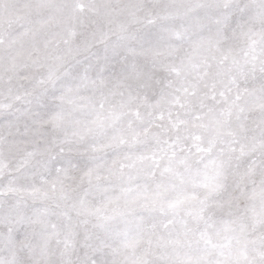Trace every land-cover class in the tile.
<instances>
[{
    "label": "snow or ice",
    "instance_id": "obj_1",
    "mask_svg": "<svg viewBox=\"0 0 264 264\" xmlns=\"http://www.w3.org/2000/svg\"><path fill=\"white\" fill-rule=\"evenodd\" d=\"M0 264H264V0H0Z\"/></svg>",
    "mask_w": 264,
    "mask_h": 264
}]
</instances>
